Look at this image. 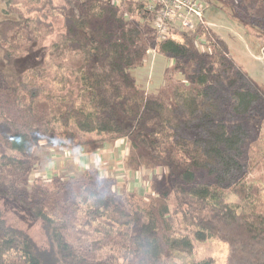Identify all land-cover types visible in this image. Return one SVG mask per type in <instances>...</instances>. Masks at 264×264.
Here are the masks:
<instances>
[{
    "label": "trees",
    "instance_id": "16d2710c",
    "mask_svg": "<svg viewBox=\"0 0 264 264\" xmlns=\"http://www.w3.org/2000/svg\"><path fill=\"white\" fill-rule=\"evenodd\" d=\"M202 1L205 10L214 2ZM0 2V47L10 67L41 40L35 35L42 25L24 19L16 0ZM244 2L241 11L254 5L253 26L264 34L263 5ZM61 13L65 33L51 47L70 55L78 103L72 89L55 100L43 83L35 88L24 75L35 65L0 72V264H163V253L176 252L181 238L171 232L175 224L225 243L224 264H264V210L228 202L229 196L247 202L246 187L235 182L243 130L221 121L226 98L213 86L244 85L230 98L235 116L264 98V89L228 58L207 24L159 36L144 0H70ZM150 50L183 75L159 97L148 96L129 74ZM60 83L58 96L69 81ZM119 140L128 143L124 168L151 173L146 202L132 193L116 196L115 180H103L98 168L67 180L32 177L40 142L50 150L98 152ZM8 214L29 227L39 224L46 245L8 224Z\"/></svg>",
    "mask_w": 264,
    "mask_h": 264
},
{
    "label": "rangeland",
    "instance_id": "374dc122",
    "mask_svg": "<svg viewBox=\"0 0 264 264\" xmlns=\"http://www.w3.org/2000/svg\"><path fill=\"white\" fill-rule=\"evenodd\" d=\"M16 1L18 3L17 7L20 9L19 13L24 19H35L41 23L42 28L35 35L37 39L41 38V40L37 43L39 45L30 46L27 57L19 60L20 62H12L13 64L10 67L5 64L3 52H1L2 49L0 47V72H10L17 69L24 72L26 71V66L33 67L35 65L36 67L33 71L24 74L29 76V78H34L35 88H38L43 83L46 90H53L51 93L57 94L58 96L60 93L57 92L63 84L60 81L62 79L67 80L69 83L66 85V90H63L62 95L57 97L53 94L52 96L56 97L55 100L57 98L61 99L69 89H72L74 91L73 98L78 103L76 99L78 88H75V84L76 86L78 85L76 81L74 83V77L70 75L72 69L67 66L70 55L65 53V55L60 56V53L51 47L53 44L58 43L60 37L65 33V22L61 16V12L65 7H69L70 0H42L38 4L36 2L32 3L30 0ZM245 2L244 0H214L205 10L204 20L211 31L226 44L228 58H232L258 87L264 89V57L262 55L264 34L261 33L262 35H260L261 30L253 26L254 15L252 11L254 5L251 7L246 5L247 14L241 11L240 8ZM257 2V7L259 6V2L264 7V0H257ZM3 9V4L0 2V21L4 19ZM227 14H235L237 17L231 19ZM31 26L33 25L31 24ZM33 36L32 34V38L35 37ZM17 53L22 54V51L18 50ZM16 54L13 53L11 57H14V55L17 56ZM13 65L14 67H12ZM129 74L148 96L153 97L164 95L167 89L172 88L178 81H182L183 79L182 73L175 69L174 62L156 54L152 50L147 52L142 65L131 69ZM69 85H72V87ZM213 87L216 90L218 89L220 95L226 98L222 104L225 117L221 121L230 129L239 127L243 130L240 150L238 152L240 169L236 176L237 180L241 181V183H237V180L235 182L246 187L245 189L248 195L247 202L240 204L239 199L229 195L228 202L236 206L240 205L241 207L248 204L250 207L256 208L257 211H263L264 98L258 99L253 108L246 114L235 116L231 113L230 104L232 99L230 98L233 90H244V85L240 83L233 89H228V91L227 89L219 90L217 84H214ZM46 98L41 93L40 99H42V103H45L44 100ZM82 103L84 105L85 101ZM117 144L108 145L111 149L107 152V160L105 158L104 160L102 158L100 160V158H96L97 153H92L87 148H80L74 152L59 149L55 152V150L52 151L45 148L43 146L44 143L40 142L36 145L35 149L37 163L32 177H40L47 181L56 177L64 180L78 178L83 174V170L78 171L77 168L73 169L70 163L72 159L70 158L73 157L74 153L88 151L90 152L89 154L92 153L91 155L96 156V159L87 165L84 170L89 167L98 168L100 171L103 169L100 172V176L104 178L103 180H105V177L112 178L114 176L113 178L117 182V186L112 187V192L116 196L125 197L129 192L135 195L137 198L135 200L138 201L140 199L141 202L142 200L146 202V198L150 195L148 180H150L151 173L143 169H139L136 172L126 171L123 166V160L128 153V143L126 140H119ZM120 146L121 148H119ZM119 149H121L120 152ZM57 157H62V159H57ZM111 158L112 160H110ZM200 183L204 184L202 182ZM204 187L207 186H203L202 188ZM202 188H197V192L204 198L207 192ZM6 220L8 224L26 230L37 246L46 245V237L39 224H34L29 227L19 217L11 214L6 216ZM171 232L181 238L177 239L174 244L176 252L167 250L163 253L161 258L163 264H210V260L215 264H224L227 252V245L225 243L223 244L217 239L210 237L208 233L193 232L192 229L183 224H175Z\"/></svg>",
    "mask_w": 264,
    "mask_h": 264
},
{
    "label": "built area",
    "instance_id": "2783aa9c",
    "mask_svg": "<svg viewBox=\"0 0 264 264\" xmlns=\"http://www.w3.org/2000/svg\"><path fill=\"white\" fill-rule=\"evenodd\" d=\"M146 10L155 16L153 28L159 36L167 31L192 32L205 25L206 6L202 0H144Z\"/></svg>",
    "mask_w": 264,
    "mask_h": 264
},
{
    "label": "crops",
    "instance_id": "0c3cea01",
    "mask_svg": "<svg viewBox=\"0 0 264 264\" xmlns=\"http://www.w3.org/2000/svg\"><path fill=\"white\" fill-rule=\"evenodd\" d=\"M117 144V141L113 144V145H116ZM118 145V144H117ZM113 147V146H112ZM119 148H121V146L119 147ZM111 149V147H109V146H106L103 150H101V151H98V152H94L95 154L97 153V159L98 158H100V160H101V158L104 160V158H105V160H107V157H108V155H107V152L109 151ZM123 149H125V147H123ZM52 151H54V150H52ZM56 151H58V150H55V152ZM121 151V149H119V152ZM90 152H88V151H85V152H81V153H74V155H73V157L72 158H70V159H72L71 161H70V163H71V166H72V168L74 169V168H77L78 169V171L79 170H84V168H86V166L87 165H89V164H91L96 158L93 156V155H91V154H89ZM71 154V153H70ZM100 155V157H99V155ZM106 154V155H105ZM71 156V155H70ZM106 156V157H105ZM109 156L110 157H112V155H110L109 154ZM114 157V156H113ZM57 159H62V157H57ZM110 160H112V158L110 159ZM103 162H105V161H103ZM108 162V161H107ZM108 163H110V162H108ZM126 170V169H125ZM102 171H103V169H102ZM102 171H100V172H102ZM126 171H128V170H126ZM45 175V174H44ZM112 175V174H111ZM105 177V176H104ZM112 177V176H111ZM114 177V176H113ZM112 177V178H113ZM114 179V178H113ZM115 180V179H114ZM117 186V182H116V180H115V187ZM129 193V192H128Z\"/></svg>",
    "mask_w": 264,
    "mask_h": 264
},
{
    "label": "water",
    "instance_id": "95a60500",
    "mask_svg": "<svg viewBox=\"0 0 264 264\" xmlns=\"http://www.w3.org/2000/svg\"><path fill=\"white\" fill-rule=\"evenodd\" d=\"M262 55H263V57H264V47H263V49H262Z\"/></svg>",
    "mask_w": 264,
    "mask_h": 264
}]
</instances>
